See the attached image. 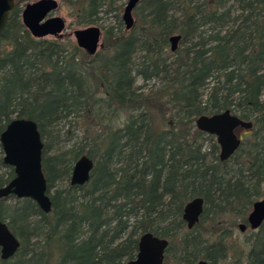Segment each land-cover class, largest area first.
Listing matches in <instances>:
<instances>
[{"label":"trees","instance_id":"trees-1","mask_svg":"<svg viewBox=\"0 0 264 264\" xmlns=\"http://www.w3.org/2000/svg\"><path fill=\"white\" fill-rule=\"evenodd\" d=\"M29 1L15 0L0 33V133L16 117L35 121L43 142L62 120L80 135L50 155L44 142L49 213L28 198L13 207L3 204L12 196L0 199V220L20 241L0 264H126L146 232L169 240L164 264L222 262L225 220L245 221L264 195V0H236L235 17L224 0H140L130 30L123 0H59L76 26L112 17L93 56L71 41L32 37L21 23ZM173 34L183 46L175 51ZM135 76L160 84L141 91ZM104 109L107 122L95 130ZM226 109L254 126L220 161L215 136L195 120ZM81 155L94 162L91 177L70 185ZM0 164L10 168L1 187L14 171ZM196 197L203 211L187 232L183 208ZM245 250L250 264H264V224Z\"/></svg>","mask_w":264,"mask_h":264},{"label":"water","instance_id":"water-1","mask_svg":"<svg viewBox=\"0 0 264 264\" xmlns=\"http://www.w3.org/2000/svg\"><path fill=\"white\" fill-rule=\"evenodd\" d=\"M140 0H126L121 19L126 30L134 25L133 10ZM15 7V0H0V33L4 29L10 12ZM60 7L58 0H36L26 3L21 10V23L34 38L52 36L61 38L66 28L64 18L52 13ZM77 47L89 56L97 53L101 46L102 30L96 25L77 28L72 32ZM181 36L173 34L169 37L170 50L177 49ZM196 128L214 135L220 147L219 159L227 160L238 149L241 139L237 128L249 129L250 121L232 114L230 110L200 115L195 120ZM0 145L3 151L2 162L13 168V178L0 187V199L15 196L18 199L28 198L34 201L44 213L51 210V199L47 193V182L42 169V152L44 142L37 123L27 118H13L0 133ZM94 168L93 160L81 155L73 164L70 185H84L91 177ZM264 180V177H263ZM203 199L196 197L188 201L182 213L187 227H193L199 220L203 210ZM264 221V199L252 205L248 215V223L252 229L258 228ZM239 228L243 231L244 225ZM168 242L150 232L139 236L137 252L126 264H162L164 250ZM20 246L19 239L12 233L6 222L0 220V259L11 258ZM196 264H216L199 260ZM249 264V263H247Z\"/></svg>","mask_w":264,"mask_h":264},{"label":"rangeland","instance_id":"rangeland-1","mask_svg":"<svg viewBox=\"0 0 264 264\" xmlns=\"http://www.w3.org/2000/svg\"><path fill=\"white\" fill-rule=\"evenodd\" d=\"M34 1H36V0H30L29 2H34ZM29 2H27V3H29ZM59 3H60V1H59ZM125 3H126V0H123L122 1V8L120 10L121 15H122ZM25 4L26 3H24L22 5L24 6ZM224 6L229 7L231 9V17H235L237 15V13L239 12V9H238L239 4L237 3L236 0H224ZM176 13L179 14V9ZM52 14L61 16L62 18H64L65 23H66V28L63 31V35L59 39L61 41H63L64 43H66L68 41L75 43L72 32L75 29L82 28L84 26H76L75 24H73L72 18L67 14L65 9L61 8V6L59 7V9L57 11L53 12ZM133 17L135 19L134 13H133ZM112 23H113L112 17L106 16L103 24L96 23V24H92V25H96V26L102 28V25H110ZM236 23H238V21H236ZM102 37H103V31H102ZM45 38L55 39L52 36H47ZM177 47L182 48L183 46L180 44V42H178ZM141 55H142V53H140V52L136 54V56L134 58L136 63H138L140 61ZM135 79H136L135 80V86L139 87L141 91H146L149 88L153 87L154 85L160 84V80L157 78L151 79L149 81H143L139 76H135ZM263 98H264V90H263ZM98 114H99L98 115L99 119L98 118L96 119L98 124L95 127V130L96 129H98V130L102 129V126L105 125V123L107 122V119L109 117L108 116L109 114L107 111H105V109L98 112ZM47 131H48V136L45 138L44 142L47 143V145H49V148L47 151V154H49V155L54 154L61 149L67 148L73 141L77 140L79 138V135H80L78 130H76L73 127H69L68 123L64 120L58 122L56 125L49 127ZM72 132L74 133L76 138L73 137V139L68 140L70 133H72ZM239 134H241V135L244 134L243 139L248 137V134H246V131L243 129L239 130ZM204 145H205V148H207V146H208L207 141L204 142ZM87 147L88 146H86V148ZM2 157H3V151H2V148H0V159H2ZM9 171H10L9 167L2 166L0 164V175H2L3 177H6ZM19 200H21V199H18L15 196H12V197H9L6 201H4L3 204L8 205L9 207H13L16 204H18ZM248 235H249V233H247V232L241 233L237 227L232 228V232H231L230 236L227 237V239L235 240L236 243L238 244V248H234L235 254H236V252H237V254L239 253V246H242L244 249V243H245V240L247 239ZM222 264H233V254L230 255V257L227 258L226 261H224Z\"/></svg>","mask_w":264,"mask_h":264},{"label":"flooded vegetation","instance_id":"flooded-vegetation-1","mask_svg":"<svg viewBox=\"0 0 264 264\" xmlns=\"http://www.w3.org/2000/svg\"><path fill=\"white\" fill-rule=\"evenodd\" d=\"M231 112V111H230ZM232 113V112H231ZM232 114H234V113H232ZM236 115V114H235ZM237 116V115H236ZM240 118V117H239ZM251 123H252V126H251V128H249V129H243V130H245L246 131V134L247 133H250L251 132V130L253 129V126H254V122L252 121V120H249ZM242 128H237L235 131H236V133L239 135V137H240V139H241V142L244 140L243 139V135H241V134H239V130H241ZM208 134V133H207ZM210 135V134H209ZM214 136V135H213ZM263 137H264V130H263ZM216 139V138H215ZM217 142V141H216ZM219 151H220V147H219ZM236 152V151H235ZM234 152V153H235ZM232 156V155H231ZM230 156V157H231ZM229 159V158H228ZM221 161V160H220ZM225 161V160H224ZM263 177H264V175H263ZM263 182H264V180H263ZM2 199V198H1ZM262 199H264V195L263 196H261L260 198H258V199H256L255 201H257V200H262ZM254 201V202H255ZM253 202V203H254ZM253 203L251 204V206H250V209H249V211L247 212V214H246V220L245 221H238L237 220V222H235V224L233 225V224H231L229 221H226L225 220V223H224V227H237L238 228V230L241 232V233H245V232H247V233H252V232H256L258 229H260V227H262V225L264 224V221L262 222V224L258 227V228H256V229H252L251 228V226H250V224L248 223V215H249V213L251 212V210H252V205H253ZM203 205H204V203H203ZM203 211V210H202ZM183 213V212H182ZM199 218H200V216H199ZM183 219V218H182ZM184 221V220H183ZM199 221V220H198ZM185 222V221H184ZM198 223V222H197ZM196 223V224H197ZM195 224V225H196ZM240 224H242V225H244V230L242 231L240 228H239V225ZM194 225V226H195ZM233 225V226H232ZM185 228H186V231L187 232H191L195 227L193 226V227H191V228H188L187 227V224H186V222H185ZM232 228L231 229H229V228H226V234L228 235V237L230 236V234H231V232H232ZM151 233V232H150ZM153 234V233H152ZM154 235V234H153ZM155 236H157V235H155ZM249 236V235H248ZM157 237H160V236H157ZM160 238H163V239H166L167 240V242L169 243V240L167 239V238H164V237H160ZM248 238V237H247ZM247 240V239H246ZM246 240H245V242H246ZM220 244L223 246V249H224V251H225V254H224V256H225V258H224V260L222 261V262H210V261H208V260H205V261H207V262H209V263H216V264H222L224 261H226V259L227 258H229L230 257V255H232L233 254V264H247V263H249L248 261H247V257H246V250H245V243H244V249H243V247L242 246H239V253L237 254V252H236V254L234 253V248H238V244L236 243V241L235 240H229V239H227V238H225V239H222L221 241H220ZM167 246H168V244H167ZM167 246H166V248H167ZM166 248H165V250H164V255H165V251H166ZM164 255H163V261H162V264H164ZM199 260H204V259H199ZM199 260H196L195 261V264L199 261ZM250 264V263H249Z\"/></svg>","mask_w":264,"mask_h":264}]
</instances>
